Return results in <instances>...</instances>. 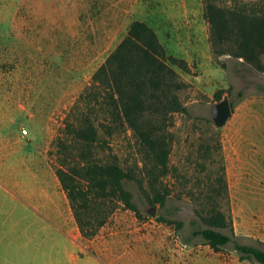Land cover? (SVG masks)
Segmentation results:
<instances>
[{"label": "rangeland", "instance_id": "374dc122", "mask_svg": "<svg viewBox=\"0 0 264 264\" xmlns=\"http://www.w3.org/2000/svg\"><path fill=\"white\" fill-rule=\"evenodd\" d=\"M222 1L232 6L259 0ZM134 21L153 28L167 55L187 62L191 70L185 73L175 66L190 85L181 93L190 115H175L170 128L174 173L164 180L171 191L165 207L149 205L144 156L130 131L109 137L108 147L98 157L104 162L116 157L126 172L142 180L143 189L135 181L125 182V188L134 196L143 216L140 221L160 229L163 241L177 248L179 264H258L242 261L234 242L264 250V215H255L245 204L232 203L231 197L230 201L225 196L215 200L231 218L233 242L214 252L202 237L193 235L198 228H206L196 211L207 202L208 181L218 177L221 166L220 156L213 150L218 132L222 134L212 120V107L218 103L215 93L223 91L233 113L243 99L264 94V73L229 56L214 55L203 0H0V114L4 116L5 142L18 138L19 157L43 162L56 172L60 157L55 140L66 116ZM23 130L28 134L23 135ZM29 139H33L31 148H22ZM258 140L264 149V128ZM259 173L264 174V164ZM125 211L119 205L108 222ZM16 214L20 219L25 216L22 209ZM37 228L30 226V220L21 221L15 228L21 238L14 249L1 245L0 264H67L62 242L55 247V237L48 243L44 232H35ZM2 229L8 231L9 224ZM31 235L39 237L32 241ZM183 249L190 253L186 255ZM57 259L60 262L55 263Z\"/></svg>", "mask_w": 264, "mask_h": 264}, {"label": "trees", "instance_id": "16d2710c", "mask_svg": "<svg viewBox=\"0 0 264 264\" xmlns=\"http://www.w3.org/2000/svg\"><path fill=\"white\" fill-rule=\"evenodd\" d=\"M203 2L214 55L229 56L264 73V0L232 6L223 5L222 0ZM175 66L185 73L191 71L187 62L167 55L153 28L134 21L66 116L55 140L60 157L56 175L85 239L96 237L119 205L143 218L133 194L125 188V182L135 181L143 189L142 180L126 172L116 157L109 162L98 157L99 151L108 147L107 139L116 134H133L144 156L149 205L165 207L171 191L164 180L174 173L170 165V128L175 115H190L181 98L190 85ZM214 96L221 102L223 91ZM213 150L219 154L221 166L218 177L208 181L207 202L196 211L206 228H198L193 235L202 237L214 252H219L233 242L235 235L231 218L215 200L225 196L230 201L221 132ZM207 151L212 156L211 148ZM234 250L242 261L264 264L263 249L234 242Z\"/></svg>", "mask_w": 264, "mask_h": 264}, {"label": "crops", "instance_id": "0c3cea01", "mask_svg": "<svg viewBox=\"0 0 264 264\" xmlns=\"http://www.w3.org/2000/svg\"><path fill=\"white\" fill-rule=\"evenodd\" d=\"M206 81L213 84L211 78ZM262 128L264 94L243 99L221 128L231 201L245 204L257 216L264 215V174L259 173L264 149L258 140ZM4 135V116L0 114V248L6 243L14 249L21 238L15 228L30 220V226L37 225L35 232H44L48 243L53 236L55 247L62 242L67 264H179V251L163 241L161 230L128 210L113 216L96 237L85 239L56 172L43 162L19 157L20 140L5 142ZM28 141L22 148H31L33 139ZM21 209L25 212L22 219L16 214ZM3 224H9L8 231L3 232ZM183 253L190 252L183 249Z\"/></svg>", "mask_w": 264, "mask_h": 264}, {"label": "water", "instance_id": "95a60500", "mask_svg": "<svg viewBox=\"0 0 264 264\" xmlns=\"http://www.w3.org/2000/svg\"><path fill=\"white\" fill-rule=\"evenodd\" d=\"M232 116L233 110L227 97L212 107V120L219 129L223 128ZM150 214L155 216L156 210L150 211Z\"/></svg>", "mask_w": 264, "mask_h": 264}, {"label": "built area", "instance_id": "2783aa9c", "mask_svg": "<svg viewBox=\"0 0 264 264\" xmlns=\"http://www.w3.org/2000/svg\"><path fill=\"white\" fill-rule=\"evenodd\" d=\"M22 133H23V135H27L28 134V132L26 130H23Z\"/></svg>", "mask_w": 264, "mask_h": 264}]
</instances>
